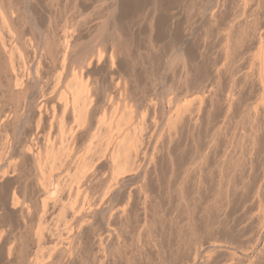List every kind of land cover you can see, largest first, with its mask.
<instances>
[{
	"label": "bare ground",
	"instance_id": "1",
	"mask_svg": "<svg viewBox=\"0 0 264 264\" xmlns=\"http://www.w3.org/2000/svg\"><path fill=\"white\" fill-rule=\"evenodd\" d=\"M113 1H114L113 3L114 8L116 10L119 9L121 0H113ZM227 1L230 3V0H207L206 4L208 3L209 6L206 5L207 7L204 6L203 8L208 9V14L206 13L207 15L205 16V18L210 28L208 27L209 30L203 31L204 33L202 35L201 42L199 41L200 43L199 45H197L196 50L195 49L193 51L189 50V48L190 49L192 48L190 38H192L191 36L194 35L193 32L195 30L193 29L194 30L193 31L191 29L192 31L190 32L188 29L189 32L187 31V33H184L183 31L185 30H183L181 32L184 34L181 35L182 33L180 34V32H178L176 29L177 23H178L177 19L179 17L176 18V20L172 23L171 31L174 32L173 34L177 36L176 37L177 40L175 41L174 39H170L173 42L172 43L173 57L169 59V56L167 57V53L166 55H164L163 54L164 52L162 51L163 53H160L162 54L160 58L161 65L156 64L158 65V69L161 70L160 76L158 78H160V80L163 81V83L161 82L163 85L161 84L162 86H160L161 87L159 91L160 95L159 94L157 95L156 93V95L159 97V100L158 98L157 100L160 101L159 102L160 111L163 112L162 110L165 106H167L169 110V113L167 117H165V121H164L165 132L163 133H165L166 139L165 138L164 140L160 139L163 142L165 141V143H162L160 145H158V141L156 140L152 142V140L150 138L148 139L147 136H146L147 138H145V134L147 135L149 133V132L144 133V131H146L145 130L146 129V121H145L146 115L144 114L145 110H143L144 112L139 111V107L142 105L141 104L142 101L137 95H136L137 96V99H136L135 94H131V92L133 93L134 88L132 89L131 87L133 91L131 90V92H129L131 95H128L129 93L127 91L130 90L129 83L131 84V86L133 84L129 80L131 77H133V75L129 74V76H131L129 78L127 76L128 72H125L124 75H126V77H125V80L122 79L124 80L123 87L120 88L121 93L119 92L120 96L123 94L126 95V93H128L125 96L126 99H128L127 103L130 102L132 104L130 105V103L129 104L123 103L124 107L123 109L121 108L122 110L120 109L119 112H118V109L120 107L115 109V106H114L113 109L115 110L112 109L113 112L111 110L112 113H110L108 117L103 116L104 115L103 113L105 110L102 111L103 113L100 115V117L97 116L99 115L97 114V112L99 111L98 104L100 103L99 102L100 100L97 99V97L99 96V93L96 92L95 88L92 89L91 87H89V85H87V82H85L86 80H84L83 75L84 73L86 74V70L88 72V67L92 64L94 59L97 61V64H98L100 59H102L104 52H107L108 58H110L111 60L109 62L110 63L113 62L114 58L120 57L117 55V53H121V52L125 53V48L122 46L124 45V43H122L121 45L120 40L119 42L116 41L115 42L116 45L115 43L112 44V46L113 45L115 46L112 47L111 51L109 52L107 51V49L105 50L106 47H103V49H101V47L96 48V46L93 48L91 47L92 48L91 50L93 51L92 53L95 56L94 59L91 56H88L86 54L89 51L91 53V50L89 51L83 50V47L80 51L76 50L75 53L77 54L75 56V53H74L75 57H73V61L74 60L76 61V59L78 60L80 65L78 63L76 64L80 66L79 67L80 73L79 75L76 76L75 71L71 72L72 75L73 73L75 74L73 75V78L70 79L71 78L70 77L69 78L70 80H68L67 78L68 82L66 83V85L63 83L65 85L64 87L65 88L67 87L68 92L67 91L66 93L64 92L65 94L64 93L62 94L60 91H58L60 93L56 92L58 93V97H59L58 100H60L58 101L57 94H56V100H55L54 92L52 91L54 89L56 91L57 88L55 87L56 86L59 87L61 82L64 81V76L66 75V74L64 75V72L66 71V70L64 71V69L69 68V66L67 65V62L69 59H71V62H72L73 50L75 47L79 46L78 44H80L78 43V41H80L81 39L80 40L77 39L78 41L76 40V37H79V38L81 37L80 35L77 36V34H79L77 30L79 29L78 31H80V28H77V30L74 29V31L77 32L76 36L74 34L76 32L74 31H72L73 32L72 34L74 35H72L71 32L69 33L70 35L66 34L65 32L64 33L62 32L63 33L62 35L59 36L58 34V39L56 41L54 40V38L56 37H54L53 39L50 38L51 42L49 38L46 39L47 37L46 33L45 34L43 33V35H45L46 37L44 36V44L42 45L44 46L45 50L42 49L43 48L42 47L41 48L42 52L44 50V53L47 56L46 58L50 59L51 62L53 60L56 63V61L58 60V57H60L61 59V60L59 59L60 62L59 61L57 62L61 64L57 63L56 65H57V68L59 66L62 69L61 70L60 68H58L61 71L60 75L59 73L56 75L57 72L56 71H55L56 73L54 72L55 73L54 75L57 76V77H54L55 79H57L56 83L54 82L55 79L52 77L51 78L54 79L52 82L55 83V87L54 86L52 87L54 89L50 93H49L50 90L47 91L48 93L47 94L45 93L46 91L42 89L43 87L39 85L40 83H42L40 81V79L42 78V77L40 78V66H42L41 65L42 57L41 55L37 57V52L38 50H40L39 49L40 43L36 41L37 43L36 45L34 44L35 46L31 47L32 49H29L30 48L29 46H28L29 48H27L26 46L27 42L25 40L26 38L22 35L24 33H21L19 31V29L21 28L16 27V24H17V23L15 24L16 19L15 21L13 19L14 11L12 10L13 12L11 13V10L1 9L2 11H0V92L7 93L10 96L9 97L7 95V97L11 99L13 95H15L14 97L18 98L17 100L22 98L21 100L23 101V106L21 107V104H20L22 103L20 102L21 100L19 101L20 102L19 105H17L18 103L16 104L17 105L16 107H14L15 105L14 106L12 105V102L10 99L8 100L9 102H11V104L9 105H7L6 102L4 103L0 100V182H1L0 183L1 185L0 197L5 195L4 193L6 191L5 190L6 188H4L5 186L4 182L5 183L7 182L9 184L10 183L14 184L15 182H17V180L13 182L15 178L17 177L20 178V176L21 178H23L24 182H21V183H20L21 178H20V181L18 179L20 186L22 185V188L19 187L20 190H22V192L19 190V192L22 194V199L20 200V198H18V196L15 194L16 192L13 191L14 189H11V193L6 192L8 195L7 200L6 201L3 200L4 202H7L9 200L8 202L11 207L10 209L12 208L14 210L16 209V212L18 213L17 214L18 224L24 223L25 219L28 220L26 216L30 215L32 212L37 215V217L39 218L38 221H40V218L44 217L48 212H50V210L57 208L59 209V212H61L62 214L61 218H63L62 219L63 221L61 223L63 224H60V227L62 226L63 227L61 231H57V232L54 231L56 233H53V230H56L54 228L52 232L48 230L49 231L48 233L49 234L52 233L53 235H55L54 237H58V239H60L61 236H65L63 237L65 239L64 242L62 241V238L60 241L65 243L66 249L71 250V248H73V245L78 243V240H79L78 238L80 237V235L89 228L90 224H93L92 222L89 221V218L98 219L100 228L98 230L99 232L98 231L96 232L98 233L97 236L94 234L95 239H94V244H93L95 255L93 256L94 250L92 249L93 251L91 250L92 252L91 255L93 256L92 257L93 259L92 258H88V259H91V262L94 260L93 261L94 264H109L108 254L110 251L113 254V251L111 250V248L113 249L115 245L117 247V242H119L118 240L125 238V237L123 238V235L125 234L124 231L128 233V231L129 232L131 231L129 229L133 228L134 226V228L137 227L138 230H142V232L143 230H145L150 233L152 230V227L155 226V224L152 226V221L148 222V220H149V217L159 212L156 209L158 204L155 203L157 202L155 200L157 198L153 195V192L151 190V188L153 187L151 186L150 189L148 188V185L150 186V184L147 183L148 181L146 182V178H148V175L151 173L158 174L157 171L162 168V167H159L160 166L159 163H160V160L162 161L163 159H167L168 161L167 166L169 165L168 166L169 172H168L166 184H168V186L170 185L172 186L171 187H168L167 185L166 186H167V189L171 188L170 190H168L169 192L170 191L173 192L172 196L169 195L171 196L170 198L174 200V206L173 205L172 206H173V209L177 210V212H178L179 207H183V212L186 216L185 217L186 222L184 224L185 228L187 227L188 229H190V226L193 227V224L191 223L192 224L191 225L189 221L192 219L190 218L192 217L191 213L194 212L192 210L194 208L192 207L193 206L197 207V205L199 206V210L197 211L198 213L200 211L201 212L200 214L203 213V215H205L206 213L213 211V213L217 214V218H218L219 213L222 214V212L220 211L224 209L223 205L225 206V204L228 206L227 208L229 207L236 208L235 210H233V213L234 211H237V213H239L238 209H240V211L241 210L243 211L245 209V211L244 212L241 211L240 214L246 213L247 207H249V211H250V208L255 207L256 211L255 210H252V211L256 213V217H253L255 213L253 214V216L248 215V217L249 218L250 217L251 218L261 217V220L259 218L258 221L264 224V203H262V201L264 202V0H233V1L231 0L232 3L233 2L235 3L236 1H238V3L236 2V4L233 3L236 6L234 7V11L230 10V12L232 11L231 14H226L227 11L225 9L227 5L226 4ZM232 3H230L231 6H232ZM191 8L192 7H190L189 9ZM227 8L229 9V7ZM198 9H201V7ZM193 10L195 11L196 8H194ZM202 11L203 10H200L199 12H197L198 18H201V16H203V14L201 13ZM192 13L194 15L193 11ZM188 14H189V11H188ZM188 14L186 17H188ZM195 17H193V19ZM198 18L196 20H198ZM191 22L189 21L188 24H190ZM189 26L190 25L186 26V28ZM59 30H61V28ZM102 30L96 33L98 34L97 37H102V36L105 37V35H102ZM117 31L118 32L116 34L119 33L120 31L119 28ZM200 33L201 32H199V34ZM195 34L197 33L195 32ZM106 37H105V41H108L106 40ZM200 37L198 35V38ZM12 38L14 41L13 45H12ZM111 40L113 41V39ZM162 41H160V43ZM212 41L213 43L215 42L218 43V46L216 48L218 54L216 55L212 53L213 52L211 49L213 47ZM89 46L87 45V47ZM35 48L38 49L37 52ZM213 48H215V46ZM155 50L158 51L159 48ZM215 50H214V53H215ZM14 51L18 55L16 59L12 57L13 55L14 56L16 55V54H13ZM53 52L55 53L57 52L58 53L57 55H60L57 57V60L53 59L55 58L54 56L56 55ZM115 52L117 53L115 54ZM40 53L41 52H39V54ZM44 53L43 55H45ZM52 65H53L52 68L55 69L56 67L54 68V65H55L54 62L52 63ZM57 68L55 70H57ZM67 72L69 76L70 72L69 71ZM32 74L33 76H35L34 81H33L34 87L36 89L38 88V86L39 88H41L39 91H37L38 92L37 95L36 94L28 95L29 93L28 89H30L29 81L32 79L31 78ZM127 78L129 80H127ZM43 79L45 78L43 77ZM254 84L256 86L258 84L259 86L257 87V89H260L258 93L254 92ZM145 89H146V86H145ZM0 97H3V96H0ZM60 97L62 98V100L60 99ZM25 98H26V101H25ZM0 99H3V98H0ZM118 105L119 103L117 104V107ZM12 106L14 110H12ZM108 111L110 112V110ZM106 112H107V109H106ZM98 113H101V111ZM30 116H33L35 118V132L31 134V136L29 137L26 136V138L24 137L21 139L15 138L16 136L15 137L12 136L13 135L12 132H14L12 131L13 129L12 123H13V126L18 125L19 123L26 121V119H28ZM54 118H57V119L55 120ZM53 122H56V124H54L55 125L54 128L56 127L57 131L53 129ZM95 124L97 125L98 129L94 128L93 129L94 131L92 130L93 131L92 132L91 129L93 128V125L95 127ZM7 126L10 127V130L8 129ZM50 130L53 132V135L50 133ZM1 132H4V133L1 134ZM56 132H58L59 137L56 138L55 140L54 136L56 135L55 134ZM83 132H85V136L88 133L89 136H91V139H87L89 140L88 145L85 143L86 147H84L85 149L84 154L78 151L80 154L82 153L84 157L80 156L81 158L79 159L74 158L75 160H73V156L78 154L75 152L76 151L75 147L78 144L77 139L79 138L80 134L82 135ZM152 136L150 135V137ZM93 138L94 140L92 144H90ZM55 141L57 144L55 143ZM15 153L19 154V156L15 155ZM79 155H77V157ZM165 165L166 164H164V166ZM28 166L29 168L32 167L33 170L35 169L38 172V173L35 172V174L37 175H34L31 172L32 170L30 171L31 173H29ZM58 166H60V168L62 167L65 175L63 176V178H61V181L58 182L57 180L61 176H58L59 174L57 173L58 175L56 176L58 177H56L57 180H55L57 182L50 181V180H54V178L51 179L50 176L52 175L51 174L52 171L55 170V168ZM106 168L108 169V174L107 175L105 174L106 179L103 181L105 182L107 181L106 182L107 184L106 186H104L105 183L102 182L104 185L103 184L101 185L104 188L103 189H101L102 187L100 188L101 192L99 194L98 191H100V189L96 191L95 189L96 187L94 185L95 184L98 185L97 184L98 182L96 181L100 179L101 176H102L101 179L105 178L103 176H104V172L106 171L104 169ZM54 172L55 171H53V173ZM28 173L32 175L30 176L28 175ZM30 180L32 182L34 181L33 183L35 184V186H32V187L36 188V190L34 191H36V194L39 198L37 199L38 201L35 200L36 201L35 203H32V201L30 200L28 196L29 195L28 181ZM161 181H163V179ZM187 184H190V185H187ZM251 185H253V188ZM186 186H189V187H186ZM249 188H252V190L250 189V193H248ZM93 189L95 190L92 191ZM7 191H10V190L7 189ZM94 192H97L98 195ZM158 193L159 192H157V194ZM170 200L171 199H169V202L172 203ZM170 203H167V204H170ZM190 205H193V206H190ZM3 206H6V205H3ZM7 206L9 205L7 204ZM197 208L195 209L197 210ZM158 209L160 210L159 207ZM230 209L229 211L232 210ZM172 210H171V213H172ZM3 211L5 210L3 209ZM247 214H252V212L251 213L249 212ZM247 214L246 215L244 214L245 216L243 215L244 216L243 218H246ZM257 215L259 217H257ZM132 218L136 220L138 218H141L142 223H140L141 221L138 222L137 220L139 224H134L133 222V225H132L131 223ZM175 218H176V215H175ZM177 218H179V215ZM246 220L248 221L249 219L246 218ZM56 221L57 220H55V222ZM193 222L195 221L193 220ZM218 222L220 223V221ZM260 222L259 224H261ZM28 223L29 222L27 221L26 224L28 225ZM58 224L59 223H57L56 225ZM174 224L175 223H173V225ZM41 225L42 223L39 226ZM1 226L2 224L0 225V227ZM4 226H2V228ZM22 226H21V229H22ZM261 226H262L261 228L260 226L258 227L260 228V230L258 231V236H256L257 238L256 237L254 238L255 240H257L256 247H260V249L257 248L256 250L258 251V254L261 253V252L259 253V250L261 251V249L264 247V227H263L264 225H261ZM15 227H16V224H15ZM92 227L94 228V226ZM179 227L180 226H178L177 228ZM184 227H180V228L184 229ZM96 228L98 229V227ZM58 229L60 228H57V230ZM188 229L187 231L191 232ZM4 230L6 229L0 230V247L2 244L5 245L4 242L8 238L12 237V236H9L8 238H6V236L9 234L6 235V233H3ZM134 230L138 231L136 230V228ZM8 231L10 232V230ZM35 232H36V235L35 234L34 235L38 238L37 241L41 242L42 235H44L43 232L42 234H40L41 232L39 229H37V231L35 230ZM121 233H124V234H121ZM120 234L122 235L121 239H119ZM13 236L15 237V235ZM50 236L51 238L49 240H52L53 236L49 235V237ZM149 236L146 238L149 239ZM36 237L33 236V238H36ZM150 238L151 239H149V241H151V243L156 241L155 238L154 240L152 239L153 237L150 236ZM10 239H12L11 241L13 242V240L16 239V237L15 238L12 237ZM36 239L34 240L36 241ZM53 239L57 240V238H53ZM22 240L20 238L21 242ZM18 241L16 242L19 243ZM144 241L142 244L145 243ZM16 242L15 244H17ZM62 242H61V245H62ZM238 242L236 243L238 244ZM252 242L254 243V241ZM26 243L24 242L25 245H22L23 243H21L23 248L26 247ZM217 243L215 244V241H214L213 244H208L209 246L207 245L205 248L202 247V248L196 249V251L194 248H196L197 246L195 245V247L193 248V250L195 251V252L193 251V254L195 253L194 254L195 257L192 255V258L188 256L187 259H191L192 261L197 256L199 257L201 262L203 261L209 264V261H211L210 258L215 254L213 251L218 250V249H215L217 247ZM35 244H33L34 248L36 246ZM17 245H18L17 247H15L16 245L13 246L11 243L8 245L9 247L7 250L8 251V255H7L8 257L6 256L7 258L10 257L11 259L12 255L15 254L14 256H17V258L20 257L21 259L24 249L21 247V245L20 246L19 244ZM37 245L38 246L36 247H39L40 243H38ZM119 245L121 246L119 250L123 248V245L127 246L126 244H123V243L122 245L121 243H119ZM147 245L148 244L145 243V247ZM149 245L146 248L147 250H150L148 247H150L151 245L150 246ZM156 245L153 244L152 246L155 247L154 249L156 250V252L155 251L154 252L156 253L157 263L154 262L153 260L154 258L150 259L152 257L151 256L152 254L150 255L151 257L147 256L149 259L148 260L149 262L150 260H152L151 263L154 262L153 264H158V263L163 264L164 261L165 263L169 261L168 262L169 264H173L175 260L178 261L177 260L178 258L174 259L176 258V256L174 257V254L169 255L172 257V259L170 257L171 262L169 259L167 260L168 255L167 257L166 255H164L166 258L163 256L165 258L163 259L160 253V249H163L164 246L161 244L163 247L161 246L162 248L159 249V246H158V249H157ZM178 245L179 244H177V246ZM51 246L53 247V244ZM141 246H144V245H139L138 249L140 247L141 251H143L142 249H145V248H142ZM115 248H114V252L117 255L120 254L121 252H119V250L118 252L117 250L115 251ZM26 249L28 250L29 248H25V251ZM61 249H62V246H61ZM180 249L181 248H179L177 251L175 250V254ZM51 250L54 251L53 248H51L49 251ZM64 250L65 249L63 247L62 252ZM151 250H153V248ZM21 251H22V254H21ZM30 251L28 250L27 252H30ZM241 251H242V248H241ZM57 252L60 253L59 251ZM65 252L67 253L68 251L65 250ZM144 253H143V256L146 255V251H144ZM149 253L147 251V255H149ZM178 253H180V251ZM27 254L28 253H26V255ZM64 255L69 258L71 254L69 256H67L66 254ZM59 256L57 258H59ZM115 257L116 256H114V259ZM133 257L131 258L133 259ZM144 258H146V256H144ZM25 259L26 258H23V260ZM35 259L39 260L37 256ZM125 259L127 262L128 261L127 258ZM184 259L185 258H183L182 260ZM187 259H185V261H187ZM17 260L18 259H16V261ZM144 260H147V258ZM172 260H174V262ZM182 260L180 259V261ZM8 261H9V264H11L10 262L12 260L11 261L8 260ZM18 261L20 262V260ZM18 261L16 263H18ZM56 261L57 260H55L54 262ZM72 261L74 262L75 260L73 259ZM188 261L185 264H187ZM13 262L15 264V260L12 261V264ZM50 262H53V261L50 260ZM21 263H24V262H21ZM85 263L87 262L85 261ZM25 264H27V260ZM175 264L177 263L175 262Z\"/></svg>",
	"mask_w": 264,
	"mask_h": 264
},
{
	"label": "rangeland",
	"instance_id": "2",
	"mask_svg": "<svg viewBox=\"0 0 264 264\" xmlns=\"http://www.w3.org/2000/svg\"><path fill=\"white\" fill-rule=\"evenodd\" d=\"M128 1H130V0H121L120 1V8L119 9H115L114 8V6H113V3H114V1L113 0H0V11H2L1 9H4V10H11V13L13 12L14 14H13V19H14V21H15V19H16V22H15V24H16V27L17 28H21V29H19V31L21 32V33H24V34H22L26 39V42H27V44H26V46H27V48H29V49H32L31 47L32 46H35L36 45V43L37 42H39L40 43V45H39V49L40 50H38L37 48H35L36 49V52H37V50H38V52H37V57H39V55H41V62H42V66H40V78L42 79H40V81L42 82V83H40L39 85L41 86V87H43L42 89L44 90V91H46L45 93H47V91H49V93L54 89V88H52L53 86L55 87V83H56V80L57 79H55L54 77H57V76H55L54 74L56 73V75L59 73V75H60V69H61V67H59L58 66V68H60V69H58L57 68V63L58 64H61V63H59L60 61H59V59H60V57H58V56H60V55H57L58 53L56 52H53L54 54H56L54 57L55 58H53L54 60H57V57H58V60L57 61H59V62H57L56 61V63H55V61H53L52 60V62H51V60L50 59H48V58H46L47 56H46V54L44 53V46H42L43 44H44V36L45 35H43V33L45 34L46 33V35H47V37H46V39L47 38H49V40H50V38H54V37H56V38H54V40L56 41L57 39H58V34H59V36L60 35H62L64 32L66 33V34H68V35H70L69 33L71 32V34L73 33L72 31H74V29L75 30H77V28H80V31H78L77 30V32L79 33V34H77V32L76 31H74V32H76V33H74L75 34V36H76V34H77V36L78 35H80L81 37L79 38V37H76V40L78 39V40H80V41H78V43H80V44H78L79 46H77V47H75L74 48V50H73V56H72V62H71V59H69L68 60V62H67V65L69 66V68H66V69H64V81L63 82H61V86L59 85V87L58 86H56L55 88H57L56 89V91H55V89L52 91V92H54V98H55V100H56V94H57V100H58V93H66V91L68 90L67 89V87L65 88L64 86L66 85V83L68 82V80H70V79H72L73 78V75H75L76 74V76L77 75H79V73H80V64H79V62H78V60L76 59V61L74 60L73 61V57H75L76 56V54L77 53H75V51L77 50V51H80L81 49H82V47H83V50H87V51H89V50H91L93 47H95L96 46V48L98 47V48H100L101 47V49H103V47H106L105 48V50L107 49V51L109 52V51H111V48L112 47H114L115 45H116V41L117 42H119V40L121 41V45H122V43H124V45L126 46H124V45H122L124 48H125V53H123V52H121V53H117V52H115V54L117 53V55L118 56H120V57H118V58H114L113 60V62H109V61H111L110 60V58H108V53L107 52H104V55L102 56V59H100V61L98 62V64H97V61L94 59V54L92 53L93 51L91 50V53H90V51L88 52V53H86L88 56H91L94 60H93V62H92V64L88 67V72H87V70H86V74L84 73V75H83V77H84V80H86L85 82H87V85H89V87H91L92 89H94L95 88V90H96V92L97 93H99V96L97 97V99L98 100H100L99 102V104H98V112H100L101 111V113H98L97 112V114H99V115H97V116H99L100 117V115L103 113L102 111H104V115L103 116H106V117H108V115H110V113H112L113 112V110H115L116 108H119L118 109V112H119V110L122 108L123 109V107H124V104L123 103H127V101H128V99H126V95L129 93V92H131V90L133 91V93L131 92V94H135V96L137 95L139 98H140V100L142 101V105L140 106V105H138V106H140L139 107V111H141V112H144L143 110H145V112H144V114L146 115L145 116V121H146V131H144V133H148L147 135L145 134V138H147L148 137V139L150 138L151 140H152V142L153 141H158V145H160V144H162V143H165V141L163 142V141H161V140H164V138L166 137L165 136V133H163V132H165V125H164V121H165V117H167V115H168V113H169V110H168V107L167 106H165L164 108H163V112H161L160 111V104H159V102L160 101H158L159 100V97L157 96L158 94L160 95V86H162L163 84V81H161L160 80V78H158L159 76H160V69H158V65L160 64L161 65V60H160V58H161V56H162V54H160V53H163L164 55H166V53H167V57L169 56V59H171L172 57H173V49H172V40H170V39H174V41L175 40H177V36L176 35H174L173 33L174 32H172L171 30H172V23L176 20V18H178L177 19V31L178 32H180V34L182 33L181 31H183V30H185V31H183L184 33H187V31H188V29H189V31L191 32L193 29L195 30H193L194 32H193V36H191L192 38H190V42H191V45H192V48L190 49L189 48V50H196V48H197V45H199V43L201 42V38H202V35H203V31H205V30H209V28H210V26H208L209 24H208V22L206 21V18H205V16L208 14V9H204L203 7L204 6H209V4L207 3L206 4V2H207V0H199V2H198V0H131L130 2H128ZM138 1V2H137ZM233 1V0H232ZM232 1L230 0V3H232ZM112 2V3H111ZM122 2V3H121ZM191 2V3H190ZM202 2V3H201ZM237 3H238V1H236ZM236 2L234 3V4H236ZM8 3V4H7ZM143 5H142V4ZM200 3V4H199ZM229 2L227 1V5H226V11H227V13H226V11H225V13L226 14H231L232 13V11L230 12V10H233L234 11V7L236 6V5H234L233 3H232V6H231V4L229 5L228 4ZM7 4V5H6ZM111 4V5H110ZM140 4V5H139ZM5 5V6H4ZM125 5V6H124ZM198 5V6H197ZM201 5V6H200ZM203 5V6H202ZM112 6V7H111ZM124 6V7H123ZM206 6V7H207ZM231 6V7H230ZM9 9H8V8ZM137 7H139V8H137ZM190 7H192L191 9H189ZM201 7V9H198V8H200ZM227 7H229V9L227 8ZM5 8H7V9H5ZM194 8H196V10L194 11L193 9ZM231 8V9H230ZM157 9V10H156ZM189 9V10H188ZM228 9V10H227ZM13 10V11H12ZM135 10V11H134ZM160 10V11H159ZM200 10H203L201 13L203 14V16H201V18H198L197 17V15H198V13L197 12H199ZM122 11V12H121ZM188 11H189V14H188ZM192 11L194 12V15H193V13H192ZM230 13H229V12ZM33 12V13H32ZM144 12V13H143ZM111 13V14H110ZM123 13V14H122ZM138 13V14H137ZM207 13V14H206ZM16 14V15H15ZM32 14V15H31ZM120 14V15H119ZM155 14V15H154ZM187 14H188V17H186L187 16ZM117 15H118V17H117ZM122 15V16H121ZM155 17H154V16ZM20 16V17H19ZM22 16V17H21ZM121 18H120V17ZM153 16V17H152ZM163 16V17H162ZM175 16H177V17H175ZM191 16H193V17H195L194 19H193V17H191ZM16 17V18H15ZM100 17V18H99ZM226 17V16H225ZM36 18V19H35ZM187 18V19H186ZM191 18V19H190ZM198 18V20H196ZM18 19H20V20H18ZM115 19V20H114ZM124 19V20H123ZM154 19V20H153ZM157 19V20H156ZM190 19V20H189ZM193 19V20H192ZM17 20H18V22H17ZM119 20V21H118ZM122 20V21H121ZM159 20V21H158ZM188 20V21H187ZM191 20H192V22H191ZM121 21V22H120ZM187 21V22H186ZM189 21L191 22L190 24H188L189 23ZM202 21V22H201ZM20 22H21V24H20ZM38 22V23H37ZM114 24H112V23ZM151 22V23H150ZM156 22H157V24H156ZM195 22V23H194ZM201 22V23H200ZM82 23H84V24H82ZM86 23V24H85ZM130 23V24H129ZM154 23V24H153ZM181 23V24H180ZM201 24V26H200V24ZM82 24V25H81ZM90 24V25H89ZM112 24V25H111ZM119 24V25H118ZM121 24V25H120ZM149 24V25H148ZM171 24V25H170ZM194 24V25H193ZM22 25V26H21ZM73 25V26H72ZM78 25V26H77ZM104 25V26H103ZM138 25V26H137ZM154 25V26H153ZM188 25H190L189 27H187L186 28V26H188ZM194 27H192V26ZM198 25H199V27H198ZM204 25V26H203ZM82 26V27H81ZM86 26V27H85ZM122 26V27H121ZM149 26V27H148ZM153 28H152V27ZM157 28H156V27ZM185 26V27H184ZM196 26V27H195ZM205 26H207V27H205ZM24 27V28H23ZM31 27V28H30ZM125 27V28H124ZM184 27V28H183ZM203 27H205V28H203ZM209 27V28H208ZM61 28V30H59ZM82 28V29H81ZM85 28V29H84ZM112 28V29H111ZM118 30V28H119V35L118 34H116L118 31L116 30V29ZM130 28V29H129ZM186 28V29H185ZM208 28V29H207ZM103 29V30H102ZM110 29V30H109ZM116 30V32H115V30ZM155 29V30H154ZM179 29H181V30H179ZM192 29V30H191ZM197 29V30H196ZM89 30V31H88ZM100 30H102V35H105V37H106V40H108V41H105V37L104 36H102V37H97V35L98 34H96V33H98V31H100ZM125 30V31H124ZM158 30V31H157ZM67 31V32H66ZM87 31V32H86ZM188 31V32H189ZM198 31V32H197ZM48 32V33H47ZM63 32V33H62ZM81 32V33H80ZM113 32H115V33H113ZM195 32L197 33V34H195ZM199 32H201L200 34H199ZM134 33V34H133ZM184 33H182L181 35H183ZM74 34H72V35H74ZM91 34V35H90ZM160 34H161V36H160ZM96 35V36H95ZM114 35V36H113ZM123 35V36H122ZM198 35H199V37L200 38H198ZM40 36H41V38H40ZM94 36V37H93ZM160 36V37H159ZM171 36V37H170ZM175 38H174V37ZM23 37V38H24ZM127 37V38H126ZM195 37V38H194ZM198 38V40H197V38ZM60 38V37H59ZM97 38V39H96ZM113 39V41L111 40V39ZM115 38V39H114ZM120 38V39H119ZM160 39V40H158V39ZM194 38V39H193ZM39 39H40V41H39ZM45 39V40H46ZM128 39V40H127ZM179 39V38H178ZM89 40H90V42H89ZM93 40V41H92ZM141 40V41H140ZM163 40V41H162ZM165 40V41H164ZM29 41V42H28ZM37 41V42H36ZM82 41V42H81ZM105 43H104V42ZM132 41V42H131ZM152 41V42H151ZM160 41H162L161 43H160ZM200 41V42H199ZM50 42H51V40H50ZM88 42V43H87ZM112 42V43H111ZM127 42V43H126ZM131 42V43H130ZM164 42V43H163ZM30 43V44H29ZM84 43V44H83ZM93 43V44H92ZM115 43V45H113L112 46V44H114ZM158 43V44H157ZM160 43V44H159ZM163 43V44H162ZM196 44V46H195V44ZM14 44V41H13V38H12V45ZM35 44V45H34ZM82 44V45H81ZM155 44V45H154ZM87 45L89 46V47H87ZM92 45V46H91ZM111 45V46H110ZM152 45V46H151ZM154 45V46H153ZM161 46V48L162 49H164L165 48V46H166V48L164 49V50H162L161 48H160V46ZM164 45V46H163ZM190 45V44H189ZM212 45H213V47L215 46V48H213L212 46H210V47H212L211 49H212V53L213 54H218L217 53V46H218V43L217 42H215V43H213V41H212ZM29 46V47H28ZM149 46V47H148ZM194 46V47H193ZM43 47V48H42ZM92 47V48H91ZM164 47V48H163ZM190 47V46H189ZM41 48L42 49H44L43 50V52H42V50H41ZM78 48H80V49H78ZM128 48V49H127ZM147 48V49H146ZM157 48H159V50L157 51V50H155V49H157ZM149 49V50H148ZM161 49V50H160ZM216 49V50H215ZM141 50V51H140ZM214 50H215V53H214ZM86 51V52H87ZM154 51V52H153ZM163 51V52H162ZM39 52H41L40 54H39ZM152 52V53H151ZM157 52V53H156ZM13 53V52H12ZM43 53L45 54V55H43ZM74 53H75V56H74ZM150 53V54H149ZM13 54H16L17 55V53H15V51H14V53ZM12 54V55H13ZM90 54V55H89ZM93 54V55H92ZM125 54V55H124ZM12 56L14 59H16V57H18V55L17 56ZM45 56V57H43V56ZM152 55V56H151ZM124 56V57H123ZM131 56V57H130ZM45 58V59H44ZM137 58V59H136ZM48 59V60H47ZM109 59V60H108ZM45 60V61H44ZM61 60V59H60ZM124 60V61H123ZM128 60V61H127ZM133 60V61H132ZM155 60V61H154ZM48 61H50V62H48ZM127 61V62H126ZM54 62V68L56 67L57 68V70H55V69H53L52 68V63ZM70 62V63H69ZM74 62V63H73ZM76 63H78L79 65H77ZM94 63V64H93ZM100 63V64H99ZM154 63V64H153ZM45 64V65H44ZM71 64H73V65H71ZM153 64V65H152ZM156 64H158V65H156ZM127 65H128V67H127ZM68 66H66V67H68ZM71 66V67H70ZM72 66H73V68H72ZM78 66V67H77ZM135 66V67H134ZM77 67V68H76ZM161 67V66H160ZM69 69V70H68ZM72 69V70H71ZM76 69V70H75ZM120 71H119V70ZM62 70V69H61ZM126 70V71H125ZM131 70V71H130ZM159 70V71H158ZM45 71V72H44ZM56 71V72H55ZM59 71V72H58ZM67 71H69L70 73V75L68 76V72ZM74 72L75 71V74L73 73V75H72V73L71 72ZM78 71V72H77ZM157 71H158V73H157ZM49 72V73H48ZM55 72V73H54ZM118 72V73H117ZM125 72H128V74H127V76L130 78L131 76H129V74L130 75H133V77H131L130 78V80L127 78V80H129L131 83H133L132 84V86H131V84L129 83V88H130V90H128L127 92L128 93H126V95L125 94H123V95H119V92L121 91L120 90V88L121 87H123V81L125 80V77H126V75H124L125 74ZM142 72V73H141ZM42 73V74H41ZM116 73V74H115ZM123 73V74H122ZM158 75H157V74ZM63 74V73H62ZM61 74V75H62ZM123 75V76H121V75ZM41 75H43V76H41ZM72 75V76H71ZM119 75V76H118ZM155 75V76H154ZM49 78H48V77ZM68 76V77H67ZM121 76V77H120ZM34 77L35 76H33V74L31 75V80L29 81V85L31 86H29V88L30 89H28L27 91L29 92L28 93V95H32V94H36L37 95V91H39L41 88H39V86H38V88L36 89L35 87H34V85H33V81H34ZM43 77L45 78V79H43ZM54 78V79H52V78ZM62 77V76H61ZM66 77V78H65ZM71 77V78H70ZM89 79H88V78ZM119 77V78H118ZM150 77V78H149ZM67 78H68V80H67ZM70 78V79H69ZM92 78V79H91ZM115 78V79H114ZM157 80H156V79ZM47 79V80H46ZM66 79V80H65ZM118 79V80H117ZM119 79H121V80H119ZM122 79H124V80H122ZM147 79V80H146ZM54 80V82H52ZM134 80V81H133ZM66 81V82H65ZM93 81V82H92ZM137 81V82H136ZM158 81V82H157ZM45 82V83H44ZM118 82V83H117ZM135 82V83H134ZM162 82V83H161ZM32 85H31V84ZM39 83V82H38ZM54 85H53V84ZM65 85H64V84ZM96 83V84H95ZM137 83V84H136ZM157 83H159V84H157ZM42 84V85H41ZM46 84V85H45ZM63 84V85H62ZM91 84V85H90ZM162 84V85H161ZM256 84V83H255ZM254 84V92L255 93H258L259 92V90L260 89H257V87H259L258 86V84H257V86ZM50 85V86H49ZM137 85V86H136ZM144 85V86H143ZM33 86V87H32ZM47 86V87H46ZM92 86H94V87H92ZM134 86H136V87H134ZM140 86V87H139ZM143 86V87H142ZM145 86H146V89H145ZM131 87H132V89H131ZM154 87V88H153ZM256 87V88H255ZM52 88V89H51ZM136 88V89H135ZM139 88V89H138ZM153 88V89H152ZM158 90H157V89ZM66 89V90H65ZM138 89V90H137ZM31 90V91H30ZM136 90V91H135ZM27 91H26V93H27ZM58 91H60V92H58ZM155 91V92H154ZM158 91V92H157ZM56 92H58V93H56ZM68 92V91H67ZM136 92V93H135ZM144 94H143V93ZM253 92V93H254ZM1 93V92H0ZM2 93H4V92H2ZM0 94V96H3V97H0V98H3V99H0L2 102H6V104L7 105H9V104H11V102H12V105L14 106V107H16L17 105H19V103L20 102H22V103H20L21 104V107L23 106V101L21 100L22 98H20L19 100H17L18 98L17 97H14L15 95H13V97H12V99L11 98H9L10 96L7 94V93H4V94ZM64 93V94H65ZM110 93H111V95H110ZM121 93V92H120ZM139 95H138V94ZM143 95H142V94ZM148 93H150V94H148ZM156 93H157V95H156ZM254 93V94H255ZM48 94V93H47ZM51 94H53V93H51ZM130 93L128 94V95H131ZM6 95V96H5ZM7 95L9 96V97H7ZM110 95V96H109ZM147 97H146V96ZM150 95V96H149ZM137 96L135 97L136 99H137ZM6 97V98H5ZM128 97V96H127ZM146 97V98H145ZM16 98V99H15ZM111 98V99H110ZM116 98V99H115ZM121 98H122V100H121ZM125 98V99H124ZM146 99V100H144V99ZM148 98V99H147ZM157 98H158V100H157ZM11 100V102H9L8 100ZM16 101H15V100ZM60 99L62 100V98L60 97ZM110 99V100H109ZM114 99V100H113ZM149 99H151V100H149ZM12 100H14V101H12ZM21 100V101H20ZM9 103H8V102ZM20 101V102H19ZM25 101H26V98H25ZM27 101H28V99H27ZM58 101H60V100H58ZM109 101V102H108ZM116 101H117V103H116ZM120 101V102H119ZM122 101V102H121ZM125 101V102H124ZM158 101V102H157ZM15 104H14V103ZM62 102V101H61ZM18 103V104H17ZM119 103V105H118V107H117V104ZM130 103V102H129ZM129 103H127V104H129ZM140 103V102H139ZM149 105H148V104ZM17 104V105H16ZM132 103H130V105H131ZM147 104V105H146ZM100 105V106H99ZM13 106H12V110H14L13 109ZM114 106H115V109H113L114 108ZM143 106V107H142ZM21 107H19V108H21ZM107 107H109V108H107ZM111 107V108H110ZM147 107V108H146ZM157 107H159V108H157ZM105 108V109H104ZM134 108V107H133ZM106 109H107V112H106ZM113 109V110H112ZM121 109V110H122ZM108 110H110V112L108 111ZM111 110H112V112H111ZM155 110V111H154ZM117 111V110H116ZM106 112V113H105ZM155 112V113H154ZM106 114V115H105ZM160 115V116H159ZM161 115H162V117H161ZM57 116V115H56ZM32 117V118H31ZM136 117V116H135ZM34 117L33 116H30L28 119H26V121H23V122H21V123H19L18 125H14V126H16V127H14L13 126V123H12V128L14 129H12V131H14V132H12L13 133V135L12 136H16L15 138H26V136L27 137H29V136H31V134H33L34 132H35V118L33 119ZM55 120L57 119V118H54ZM135 120V119H134ZM30 121V122H29ZM57 122V121H56ZM56 122H53V129H55L56 130V127L54 128V124H56ZM155 124V125H154ZM97 125H98V123H97ZM97 125L95 124V127H94V125H93V128L91 129V131L94 129V128H96V129H98L97 128ZM8 127V126H7ZM6 127V128H7ZM151 127V128H150ZM15 128H16V130H15ZM8 129L10 130V127H8ZM95 129V130H96ZM52 130V129H51ZM50 130V133L53 135V130L51 131ZM54 130V131H55ZM149 130V131H148ZM32 131V132H31ZM48 131V130H47ZM57 131V130H56ZM94 131V130H93ZM92 131V132H93ZM151 131V132H150ZM22 132V133H21ZM91 132V133H92ZM4 132H1V134H3ZM28 133V134H27ZM30 133V134H29ZM84 133V134H83ZM82 133V135L80 134V136H79V138L77 139V146L75 147V149H76V151H75V149H74V151L76 152V153H78V154H76L75 152V154L76 155H74L73 156V160H75V159H79V158H81L80 156H82V157H84V147H86V145H85V143L88 145L89 143V140H87V139H91V136H89V134L87 133L86 134V136L88 137H86L85 136V132H83ZM56 134V135H55ZM54 135L56 136H54V138H55V140H56V138H58L59 137V135H58V132H56ZM51 135V136H52ZM58 135V136H57ZM150 135L152 136V137H150ZM147 136V137H146ZM53 137V136H52ZM53 138V139H54ZM147 139V140H148ZM161 139V140H160ZM166 139V138H165ZM58 140V139H57ZM87 140V141H86ZM93 140H94V138L92 139V141H91V143L90 144H92V142H93ZM146 140V141H147ZM161 141V142H160ZM58 142V141H57ZM95 142V141H94ZM55 143H56V141H55ZM57 144V143H56ZM82 149V150H81ZM78 151H80V152H82L81 154L78 152ZM80 154V155H79ZM86 154V153H85ZM15 155H18L19 156V154H16L15 153ZM77 155H79L78 157H77ZM76 156V157H75ZM86 156V155H85ZM75 158V159H74ZM167 161V159H163L162 161L160 160V163H159V167H162L160 170L162 171H160V170H158L157 172H158V174H153V173H151V174H149L148 175V178H146V182L148 183V184H150V186L148 185V188L150 189L151 188V186L153 187V188H151V190H152V192H153V195L157 198V199H155L157 202H155L156 204H158L157 205V207H156V209L159 211V212H157V213H155L154 215H152L151 217H149V220H148V222H151L152 221V226L155 224V226H153L152 227V230H151V232L149 233L148 231H145V230H143V232H142V230H138V228L137 227H135L136 228V230H138V231H135L134 229V226H133V228H131V229H129V230H131L130 232L128 231V233H126V231H124V233H121V234H124L123 235V238L124 239H121L122 237V235L120 234V238L119 239H121V240H123V241H121V240H118L119 242H117V247H116V245H115V247L116 248H118V246H119V248L118 249H116L115 247H113V249L111 248V250L113 251V254H112V252L110 251L109 252V254H108V261H109V264H131V263H133V264H153L154 262H156V250L154 249L155 247H153L152 245L153 244H157L156 246V248L158 249V246H159V249L160 248H162L163 246V249H160V253H161V255H162V257L164 256V255H166V257H167V255H168V257H167V260L169 259L170 260V262H171V259H172V257L171 256H169V255H173L174 254V257L176 256V258H174V259H177L178 261H176L175 260V262L177 263V264H179V262H180V264L182 263L183 264V262H184V264L188 261V260H190V261H188V263L187 264H201V263H203V264H205L206 262H201L200 261V259H199V257H197L196 256V258H194V260H192L191 261V259H187L188 258V256L190 257V258H192V255L194 256V254H193V248L195 247V245L197 246L196 248H194L195 249V251H196V249H199V248H205L208 244H213V242L215 241V244L217 243V247L215 248V249H218V250H215V251H217V252H215V251H213L214 253V255L210 258V260L211 261H209V264H264V247L261 249V251L259 250V253L260 254H258V251H256L257 250V248H259L260 249V247H256V241L257 240H255L254 238L256 237V236H258V231L260 230V228L262 227L261 225H264V224H262L260 221H258V219L260 218V220H261V217H259L258 215H257V217H259V218H253V217H256V213L255 212H253L252 210H255L256 211V208L255 207H252V208H250V211H249V207H247L246 208V210H247V212L246 213H241L240 214V212L242 211H240V209H238L239 210V213H237V211H234V213H233V210H235L236 208H234V207H229V208H227L228 206L225 204V206L223 205V208L224 209H222V211H220V212H222V214L221 213H219L218 214V218H217V214H215V213H213V211H211V212H209V213H204L205 215H203V213L202 214H200L201 212L199 211V213L197 212L198 210H199V206L197 205V207L195 206H193V205H190V206H193L192 208H197V210L195 209H192L193 211V213H195V214H193V213H191V216L192 217H190V218H192L195 222H193V220L191 219L190 221H189V223L191 224H193V227L192 226H190V229H188L187 227L185 228L184 227V224H185V222H186V219H185V214H184V212H183V207H179V209H178V212H177V210H175V209H173V206H174V200L172 199V198H170L171 196H172V194H173V192H169L168 190H170V189H167V186H168V184H166V182H167V177H168V172H169V165L167 166V164H168V161ZM166 162V163H165ZM164 164H166L165 166H164ZM162 165V166H161ZM168 167V168H167ZM31 168V169H30ZM29 168V166H28V172L29 173H33L34 175H37V174H35V172L36 173H38L35 169L33 170V168L32 167H30ZM32 170V171H31ZM104 170H106L107 171V173H106V171L104 172V176L103 177H105V178H102L101 179V177H100V179H98L96 182H98L97 184L98 185H94L95 187H93V188H95L96 189V191H98L101 187H102V185L101 184H103V183H105V185L104 186H106V182L105 181H103V180H105L106 179V176H105V174L107 175L108 174V169L106 168V169H104ZM31 171V172H30ZM53 171H55L54 173H53ZM52 171V175H54V176H50V178L51 179H53L54 178V180H50V181H55V180H57V178L56 177H58V176H61L60 178H58V182H60L61 181V178H63V176L65 175V173L63 172V169H62V167L60 168V166H58V167H56L55 168V170H53ZM59 171V172H58ZM62 172V173H61ZM28 173V175H32V174H29ZM59 175H58V174ZM61 173V174H60ZM33 175V176H34ZM56 175H58V176H56ZM158 175V176H157ZM151 176V177H150ZM157 176V177H156ZM20 178H21V176H20ZM20 178L19 177H17V178H15V180L13 181V182H15L16 180H17V182H15L14 184L13 183H5L4 182V188H6L5 190V195H3L2 197H0V225L2 224V226H4L3 228H2V226L0 227V230L1 229H6V230H4L3 231V233H6V235L7 234H9V235H5L6 236V238H8L9 236H12L13 238H15L16 237V239H14L13 240V242L11 241L12 239H10V238H12V237H10V238H8L7 240H8V242H7V240L4 242V244L6 245H1V247H0V264H9V261L8 260H12V261H14L15 260V264H18V263H20V264H25L26 263V260H27V264H39V263H41V264H94V260L91 262V259H88V258H92L94 255H95V250L93 249L94 248V239H95V235L97 236V234L98 233H96L98 230H99V228H100V224L98 223L99 222V220L98 219H92V218H89V221L90 222H92L93 224H90L89 225V228L86 230V231H84L81 235H80V237L77 239L78 240V243H74L75 245H76V247H75V245H73V248H71V250H68V249H66V245H65V243H63L64 242V238L63 237H65V236H61L60 237V239H58V237H54L55 235H53L52 233L51 234H49L48 232L50 231V232H52V230L55 228L56 230H53V233H56L57 231H61V229H62V227H60V224H63V223H61L63 220V218H61L62 217V214H61V212H59V209H53V210H50V212H48L44 217H42V218H40V221H38L39 220V218L37 217V215L36 214H34L33 212L30 214V215H27L26 216V218H28V220L27 219H25V221H24V223H20V224H18V216H17V212H16V209L14 210L13 208L12 209H10L11 207H10V204H9V200L7 201V202H4L3 200H7V193L8 192H10L11 193V189H14L13 191H15L16 193V195L18 196V198H20V200L22 199V194L19 192V190H20V188H22V185L20 186V183L21 182H24L23 181V178H21V181H20ZM18 179H19V181H20V183L18 182ZM163 179V181H161ZM155 180V181H154ZM165 180V181H164ZM57 181H55V182H57ZM158 181V182H157ZM160 181V182H159ZM34 182V181H33ZM31 180L30 181H28V188H29V198H30V200L32 201V203H35L36 201H38L37 199H39L38 198V196H37V194H36V191H34V190H36V188L35 187H32V186H35V184L33 183ZM53 182H51V183H53ZM103 182V183H102ZM157 182V183H156ZM1 183V182H0ZM156 183V184H155ZM12 184V185H11ZM23 184V183H22ZM155 184V185H154ZM101 185V186H100ZM167 185V186H166ZM187 185H190V184H187ZM3 186V185H2ZM9 186V187H8ZM172 185H170V186H168V187H171ZM252 186V188H253V185H251ZM0 187H1V185H0ZM8 187V188H7ZM20 187V188H19ZM186 187H189V186H186ZM16 188V189H15ZM104 187H102L101 189H103ZM252 188H249V190H248V193H250V189L252 190ZM7 189L8 190H10V191H7ZM95 189H93L92 191H94ZM101 189H100V191H98L99 192V194H100V192H101ZM154 189H156V190H154ZM172 189H173V187H172ZM154 190V191H153ZM159 190V191H158ZM21 192H22V190H20ZM155 191H156V193H155ZM168 191V192H167ZM7 192V193H6ZM157 192H159L158 194H157ZM94 193H96L97 195H98V193L97 192H94ZM155 193V194H154ZM95 194V195H96ZM21 195V196H20ZM134 195H136V194H134ZM169 195H171V196H169ZM135 197V196H134ZM3 198V199H2ZM169 199H171L170 201L172 202V203H170L169 202ZM3 202H2V201ZM36 200V201H35ZM159 201V202H158ZM4 203V204H3ZM6 203V204H5ZM167 203H170V204H167ZM262 203H264L263 201H262ZM6 205V206H3V205ZM7 204L9 205V206H7ZM156 204H155V206H156ZM160 205V206H159ZM173 205V206H172ZM162 206V207H161ZM169 206V207H168ZM2 207H4V208H2ZM158 207L160 208V210L158 209ZM166 207H168V208H166ZM191 208V207H190ZM225 208H226V210H225ZM232 210H231V209ZM254 208V209H253ZM3 209L5 210V211H3ZM162 209V210H161ZM164 209V210H163ZM172 210V213H171V210ZM227 209H228V211H227ZM229 209L231 210V211H229ZM14 212H13V211ZM55 210V211H54ZM156 210V211H157ZM167 210V211H166ZM225 211V212H224ZM245 211V209L242 211V212H244ZM251 213L252 212V214H247V213H249V212ZM6 212V213H5ZM56 212V213H55ZM167 212V213H166ZM170 212V213H169ZM232 212V213H231ZM5 215H4V214ZM179 213V214H178ZM255 213V214H254ZM159 214H160V216H159ZM176 215V218H175V215ZM179 215V218H177L178 217V215ZM200 214V215H199ZM225 214V215H224ZM247 214V219H249L248 221L246 220V218H243L245 215ZM253 214H254V216H253ZM1 215H3V216H1ZM32 215V216H31ZM167 215V216H166ZM213 215H214V217H213ZM220 215H221V217H220ZM228 217H227V216ZM244 215V216H243ZM248 215L249 216H253L252 218L250 217H248ZM1 217H3L4 218V220H3V218H1ZM7 217V218H6ZM30 217H31V219H30ZM57 217V218H56ZM171 217V218H170ZM184 219H183V218ZM60 218V219H59ZM224 218H225V220H224ZM243 218V219H242ZM92 219V220H91ZM171 219V220H170ZM174 219H176V220H174ZM182 219V220H181ZM215 219H216V221H217V223H216V221H215ZM220 219V220H219ZM245 219V220H244ZM254 219V220H253ZM256 219H257V221H258V223H257V221H256ZM30 220V221H29ZM55 220H57L56 222H55ZM95 220V221H94ZM133 220V221H132ZM138 220V222H140L141 221V218H138L137 219ZM137 220L136 219H134V218H132L131 219V223H132V225H133V222H134V224H139L138 222H137ZM170 220V221H169ZM214 220V221H213ZM238 220V221H237ZM241 220V221H240ZM5 221V222H4ZM27 221L29 222L28 223V225L26 224L27 223ZM39 223H38V222ZM96 221H97V223H96ZM157 221V222H156ZM174 221V222H173ZM182 221V222H181ZM218 221H220V223L218 222ZM246 223H245V222ZM15 222V223H14ZM136 222V223H135ZM172 224H171V223ZM179 222V223H178ZM184 222V223H183ZM232 222V223H231ZM239 222V223H238ZM256 222V223H255ZM259 222L261 223V224H259ZM6 223V224H5ZM42 223V225L41 226H39L40 224ZM54 223H59L58 225H56V224H54ZM140 223H142V221L140 222ZM173 223H175L174 225H173ZM177 223V224H176ZM211 223V224H210ZM15 224H16V227H15ZM25 226H24V225ZM39 224V225H38ZM189 224V225H190ZM191 224V225H192ZM22 226V229H21V226ZM38 225V226H37ZM53 225V226H52ZM56 227H55V226ZM172 225V226H171ZM213 225V226H212ZM217 225V226H216ZM233 225V226H232ZM257 225H259L260 226V228H258L259 226H257ZM10 226V227H9ZM36 226H37V228H36ZM42 226H43V228H42ZM58 226V227H57ZM92 226H94V228L91 227ZM178 226H180V227H184V229L182 228H177ZM197 228H196V227ZM215 226V227H214ZM39 227V228H38ZM52 227V228H51ZM96 227H98V229L96 228ZM194 227H195V229H194ZM208 227V228H207ZM264 227V226H263ZM7 228H8V230H10V232L7 230ZM26 228V229H25ZM57 228H60V229H58L57 230ZM97 230H96V229ZM155 228V229H154ZM173 228V229H172ZM198 228H200V229H198ZM234 228V229H233ZM256 228H258V229H256ZM31 231H29V230ZM32 229V230H31ZM37 229H39L40 230V234H42V232H43V234L44 235H42V241L44 242V241H46V242H39V241H37L38 240V238L35 236L36 235V232H35V230L37 231ZM91 229V230H90ZM94 229V230H93ZM178 229H179V231L181 232H179L178 231ZM187 229L188 230H190L191 232H189V231H187ZM12 230V231H11ZM34 230V231H33ZM42 230V231H41ZM49 230V231H48ZM155 230V231H154ZM175 230V231H174ZM212 230V231H211ZM256 230V231H255ZM54 231H56V232H54ZM89 231V232H88ZM95 233H94V232ZM135 231V232H134ZM178 231V232H177ZM183 231V232H182ZM198 231V232H197ZM9 232V233H8ZM17 232V233H16ZM29 232H30V234H29ZM33 232H35V233H33ZM99 232V231H98ZM157 232V233H156ZM237 232V233H236ZM248 232V233H247ZM33 235H32V234ZM47 233V234H46ZM138 233V234H137ZM140 233V234H139ZM147 233H149V234H147ZM180 233V234H179ZM243 233V234H242ZM35 234V235H34ZM88 234V235H87ZM95 234V235H94ZM137 234V235H136ZM151 234V235H150ZM13 235H15V237L13 236ZM32 235V236H31ZM49 235H52L53 237H52V240H49L50 238H51V236L49 237ZM86 235H87V237H86ZM140 235V236H139ZM151 237H153L152 239L154 240V238L156 239V241H154V242H152L151 243V241H149V239H151L150 238V236ZM235 235V236H234ZM240 235V236H239ZM243 235V236H242ZM22 236V237H21ZM33 236L34 237H36V238H33ZM46 238H45V237ZM137 236V237H136ZM149 236V239H147L146 237H148ZM43 237H44V239H43ZM48 237V238H47ZM135 237V238H134ZM139 237V238H138ZM141 237V238H140ZM159 237V238H158ZM234 239H233V238ZM236 237H238V238H236ZM241 237V238H240ZM18 238V239H17ZM20 238H21V240H22V242L20 241ZM53 238H57V240L56 239H53ZM61 238H62V241H60L61 240ZM137 238H138V240H137ZM166 238V239H165ZM248 238H250V239H248ZM257 238V237H256ZM34 239H36V241H37V243H36V241L34 240ZM40 239V240H41ZM48 241H47V240ZM90 239V240H89ZM144 239H145V241H144ZM238 239V240H237ZM242 239V240H241ZM18 241L19 243H17L16 241ZM26 240V241H25ZM34 240V241H33ZM136 240V241H135ZM157 240H158V242H157ZM249 240V241H248ZM54 241V242H53ZM58 243H57V242ZM90 241V242H89ZM141 241V242H140ZM143 241L146 243V244H150L149 246L150 247H148L150 250L153 248V250H147L146 248H147V246L145 247V243L144 244H142L143 243ZM149 243H148V242ZM232 241V242H231ZM238 242V244L236 243V242ZM252 241H254V243L252 242ZM13 245V246H15V247H17L18 245L17 244H19V246L21 245V243H23L22 245H25L24 244V242L26 243V247H22V245H21V247L24 249V251H25V248H29L28 250L31 252H27L28 250L26 249V251H25V253H24V251H23V255H22V257L23 258H26L25 260H23V258L21 257V259H20V257H18L17 258V256H14V255H12V257H14V258H12L11 257V259H10V257L9 258H7L8 256V245L10 244V243ZM15 242L17 243V244H15ZM32 242V243H31ZM60 242V243H59ZM61 242H62V245H61ZM88 244H87V243ZM136 242H138V243H136ZM157 242V243H156ZM163 245H161L160 243ZM163 242V243H162ZM249 242V243H248ZM6 243H8V244H6ZM36 243V244H35ZM38 243H40V245H39V247H36V246H38L37 244ZM119 243H121V245H122V243L123 244H126L127 246H125V245H123V248L124 249H126V247H127V249L126 250H124L123 248H121V250H119L120 249V245H119ZM140 243V244H139ZM168 243V244H167ZM33 244H35L36 246H35V248H34V245ZM53 244V247L51 246ZM78 244V245H77ZM160 244V245H159ZM177 244H179L178 246H177ZM235 244V245H234ZM254 244V245H253ZM31 246V247H29V246ZM33 245V246H32ZM86 245V246H85ZM92 247H91V246ZM139 245H144V246H141L142 248H145V249H142L143 251H141V248L139 247V249H138V246ZM168 245V246H167ZM5 246V247H4ZM61 246H62V249H63V247H64V249L65 250H67L68 252L66 253L65 252V250L62 252V249H61ZM162 246V247H161ZM170 246V247H169ZM177 246V247H176ZM180 246V247H179ZM199 246V247H198ZM209 246V245H208ZM242 246H244V247H242ZM246 246V247H245ZM258 246V245H257ZM14 247V248H15ZM50 247V248H49ZM88 247H90V248H88ZM152 247V248H151ZM219 247V248H218ZM235 247V248H234ZM250 248V249H248V248ZM51 248H53L54 249V251L53 250H51V251H49ZM57 248H58V250H57ZM86 248V249H85ZM114 248H115V251L117 250V252H118V250H119V252H121L120 254H116L115 252H114ZM131 248V249H130ZM176 248H181L179 251H180V253H178V252H176V254H175V250L177 251L178 249H176ZM183 248V249H182ZM240 248V249H239ZM241 248H242V251H241ZM244 248V249H243ZM2 249V250H1ZM6 249V250H5ZM22 249V250H23ZM36 251H35V250ZM61 249V250H60ZM94 251H93V250ZM123 249V250H122ZM172 249V250H171ZM221 249H223V250H221ZM246 249V250H245ZM248 249V250H247ZM91 250L94 252V254H93V256L91 255L92 254V252H91ZM132 250V251H131ZM135 250V251H134ZM137 250H138V252H137ZM141 252H143L144 253V251H146V255H144V256H146V258H147V260H144V259H146V258H144V256H143V253H141ZM166 250V251H165ZM245 250V251H244ZM7 251V252H6ZM57 251H59L60 253H58ZM83 251V252H82ZM88 251V252H87ZM126 251V252H125ZM147 251H148V253H149V255H147ZM155 251V252H154ZM194 251V252H195ZM53 252V253H52ZM65 252V253H64ZM123 252V253H122ZM125 252V253H124ZM152 252V253H151ZM188 252H189V254H188ZM257 254H256V253ZM26 253H28L27 255H26ZM30 253V254H29ZM36 255H35V254ZM38 253V254H37ZM19 254V253H18ZM21 254H22V251H21ZM53 254V255H52ZM57 254H58V256H59V258H57L58 256H57ZM64 254H66L67 256H69L70 254V256H69V258L68 257H66ZM88 254V255H87ZM90 254V255H89ZM112 256H111V255ZM116 254V255H115ZM127 254H129V255H127ZM131 254V255H130ZM137 254V255H136ZM142 256H141V255ZM145 254V253H144ZM152 254V255H151ZM155 254V255H154ZM256 254V255H255ZM262 254V255H261ZM31 255V256H30ZM39 255V256H38ZM50 257H49V256ZM110 255V256H109ZM116 256L115 257V259H114V256ZM122 255V256H121ZM124 255V256H123ZM152 257H151V256ZM177 255H179V256H177ZM229 255V256H228ZM7 256V257H6ZM21 256V255H20ZM29 256H30V258H32V259H30L29 258ZM36 256L39 258V260L38 259H35L36 258ZM42 256V257H41ZM47 256V257H46ZM62 256H64V257H62ZM90 256V257H89ZM119 256V257H118ZM129 256H131V257H133V259L131 258V257H129ZM147 256H150L151 258L150 259H152V258H154L153 260H154V262L153 263H151V261L152 260H150V262L148 261L149 259H148V257ZM238 256V257H237ZM35 257V258H34ZM52 257V258H51ZM56 257V258H55ZM111 257V258H110ZM113 257V258H112ZM141 257V258H140ZM144 259H143V258ZM165 257V256H164ZM163 257V259H165ZM170 257H171V259H170ZM195 257V256H194ZM230 257V258H229ZM30 260H28V259ZM43 259V260H41V259ZM48 258V259H47ZM68 258V259H67ZM78 258V259H77ZM83 258V259H82ZM111 260H110V259ZM120 260H119V259ZM125 258H127V260L129 261H127L126 262V259ZM182 260L183 258H185V259H187V261H185V259L184 260H182V261H180V259ZM236 258V259H235ZM4 259V260H3ZM14 259V260H13ZM16 259H18V260H20V262L18 261V263H16L17 261H16ZM35 261H34V260ZM53 259V260H52ZM59 259V260H58ZM75 260L74 262L72 261V260ZM88 259V260H87ZM93 259V258H92ZM132 259V260H131ZM139 259V260H138ZM196 259V260H195ZM252 261H251V260ZM33 260V261H32ZM36 260H37V262H36ZM46 260V261H45ZM50 260L51 261H55V260H57L56 262H50ZM67 260V261H66ZM78 260V261H77ZM113 260H115V261H113ZM138 260V261H137ZM241 260V261H240ZM248 260V261H247ZM12 261L10 262L11 264H12ZM32 261V262H31ZM39 261V262H38ZM48 261V262H47ZM69 261V262H68ZM79 261H81V262H79ZM85 261L87 262V263H85ZM90 261V262H89ZM117 261V262H116ZM121 261V262H120ZM131 261V262H130ZM143 261V262H142ZM173 262H174V260H172ZM196 261V262H195ZM8 262V263H7ZM21 262H24V263H21ZM34 262V263H33ZM76 262V263H75ZM141 262V263H140ZM144 262H146V263H144ZM169 262V261H168ZM168 262H166L165 263V261H164V263L165 264H169ZM175 262L173 263V264H175ZM190 262V263H189ZM199 262V263H198ZM201 262V263H200ZM251 262V263H250ZM157 263V262H156ZM163 263V264H164ZM13 264H14V262H13ZM158 264H161V263H158ZM206 264H208V263H206Z\"/></svg>",
	"mask_w": 264,
	"mask_h": 264
}]
</instances>
